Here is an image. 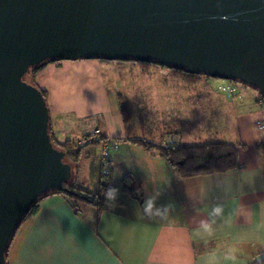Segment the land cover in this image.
Here are the masks:
<instances>
[{
    "label": "crops",
    "instance_id": "obj_1",
    "mask_svg": "<svg viewBox=\"0 0 264 264\" xmlns=\"http://www.w3.org/2000/svg\"><path fill=\"white\" fill-rule=\"evenodd\" d=\"M106 64L100 60L52 62L33 82L47 94L51 130L60 142L81 137L78 120L102 117V135L118 142L110 165L119 205L100 211L91 204H79L75 211L61 195L44 199L38 213L18 229L6 264H251L260 259L264 134L252 129L256 121L264 120L259 95L241 87L236 90L242 101L228 100L207 79L203 97L211 94L219 102L207 106L223 126L222 138L182 144H234L239 166L227 173L181 179L157 153L125 142L144 139L161 145L165 137L139 136L130 124L132 132H128L122 114L126 105L106 86ZM200 95L198 100L203 98ZM139 126L143 131L142 122ZM98 148L88 146L85 155L80 151L74 183L84 191L94 192L98 186L99 178L90 188L78 183L80 174L85 175L82 161L97 155ZM90 174L89 169L88 180ZM127 175L140 184L135 193H142L141 204L121 190L120 181Z\"/></svg>",
    "mask_w": 264,
    "mask_h": 264
},
{
    "label": "water",
    "instance_id": "obj_2",
    "mask_svg": "<svg viewBox=\"0 0 264 264\" xmlns=\"http://www.w3.org/2000/svg\"><path fill=\"white\" fill-rule=\"evenodd\" d=\"M157 63L264 100V0H0V264L29 208L72 176L49 140L46 61Z\"/></svg>",
    "mask_w": 264,
    "mask_h": 264
},
{
    "label": "rangeland",
    "instance_id": "obj_3",
    "mask_svg": "<svg viewBox=\"0 0 264 264\" xmlns=\"http://www.w3.org/2000/svg\"><path fill=\"white\" fill-rule=\"evenodd\" d=\"M107 63L105 81L108 90L115 95L118 93L120 100L130 110L131 127H135L137 134L146 133L150 140H158L165 137H175L179 143H199L207 140H220V132L223 128L219 119H215L212 110L208 108L210 103H219L213 95L204 98L202 91L208 90L207 80L201 78V84H189L186 86L182 80L175 78L169 70L151 65L142 66L134 63ZM213 88L217 85H231L235 88H248L239 83L208 79ZM25 82L32 84V72L25 77ZM221 93V92H220ZM201 94V100L197 99ZM213 97L212 99H210ZM213 107V106H212ZM89 118V117H88ZM84 120V119H80ZM78 131L81 133L78 127ZM143 124V131L139 123ZM55 136V135H54ZM56 137V136H55ZM58 139V137H56ZM87 148V147H85ZM83 148V155L87 150ZM100 151L97 155L82 161V173L78 183L82 187H92L91 182H97L100 177ZM90 165V167H89ZM92 170L90 180L87 173Z\"/></svg>",
    "mask_w": 264,
    "mask_h": 264
},
{
    "label": "trees",
    "instance_id": "obj_4",
    "mask_svg": "<svg viewBox=\"0 0 264 264\" xmlns=\"http://www.w3.org/2000/svg\"><path fill=\"white\" fill-rule=\"evenodd\" d=\"M103 61V60H102ZM58 62V61H46L38 66H34L28 69L25 76L23 77V81H25V77H27L30 72H32V81L35 76L39 73L40 70L44 68V66L48 63ZM106 62V61H103ZM123 63V62H121ZM142 66H157L163 68L165 70H169L175 78L182 80L187 84H195L200 82L201 78L205 80L209 79L202 75H188L183 70L178 68H168L165 66H160L157 63H135ZM237 83V82H234ZM28 84V83H27ZM32 86L35 87L34 82H32ZM37 88V87H35ZM253 91H256L252 87H248ZM38 89V88H37ZM39 90V89H38ZM41 95L47 106V94L44 91H41ZM257 92V91H256ZM262 100L263 98L259 96ZM264 101V100H263ZM122 114L126 129L128 132L131 131V127L129 126L130 120V110L126 107L122 108ZM48 136L52 147L60 152L64 153V162L71 166L72 176L71 179L65 183H63V189L71 191L72 193H66L63 190L48 192L37 199V201L29 208L28 213L24 216L22 224L30 217L36 215L39 211V204L46 198L53 195H61L65 197L72 208L77 211L79 204H91L98 208V210H112L116 206L119 205V202L115 198L116 188L113 184V178L111 173V165L109 166V172L106 176L99 177V182L97 189L94 192H88L80 189L74 183V177L76 175V170L78 168V162L80 157V151L74 148L75 141H64L60 142L53 134L51 130L50 116L48 123ZM102 140L107 142L109 139L102 135ZM118 144L117 141H113ZM125 142H130L133 145L138 146L145 152H155L157 155L166 162V164L177 174V176L181 179H189L200 176H207L212 174H222L227 173L232 170L238 168V149L234 144H229L220 141H210L201 145H185V144H177L171 145L168 147H162V145H154L147 141L143 140H126ZM88 146H99V143H92ZM84 147V148H85ZM121 190L138 200L139 204L142 203V193H135V188H138L140 191V184L130 175L125 176L120 181ZM21 224V225H22ZM20 225V226H21ZM20 228V227H19ZM18 231V230H17ZM16 231V233H17ZM14 234L11 243L16 235ZM9 250V249H8ZM7 254H5V261H7ZM251 264H264V254L263 256L253 261Z\"/></svg>",
    "mask_w": 264,
    "mask_h": 264
},
{
    "label": "built area",
    "instance_id": "obj_5",
    "mask_svg": "<svg viewBox=\"0 0 264 264\" xmlns=\"http://www.w3.org/2000/svg\"><path fill=\"white\" fill-rule=\"evenodd\" d=\"M217 90L228 98V100L242 101V97L238 94L235 87L231 85H218ZM261 104H264V101L259 97ZM102 117L100 115L92 116L78 122L79 130L81 131V137L76 140L74 143V148L76 150H81L87 145L92 143H99L100 151V175L106 176L109 172L110 159L112 153L118 150V145L113 142V140H108L104 142L102 140V132L100 129V123ZM252 129L256 132L264 134V120H258L252 125ZM179 141L175 137H170L166 139L161 145L162 147H168L171 145H177ZM264 254V248L262 250Z\"/></svg>",
    "mask_w": 264,
    "mask_h": 264
},
{
    "label": "clouds",
    "instance_id": "obj_6",
    "mask_svg": "<svg viewBox=\"0 0 264 264\" xmlns=\"http://www.w3.org/2000/svg\"><path fill=\"white\" fill-rule=\"evenodd\" d=\"M151 206H152V205H151V204H149V208H151ZM214 211L218 213V212L220 211V209H219V208H217V209H215Z\"/></svg>",
    "mask_w": 264,
    "mask_h": 264
}]
</instances>
